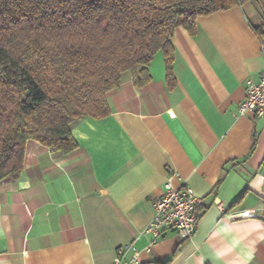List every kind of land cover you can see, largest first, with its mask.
<instances>
[{"label":"crops","instance_id":"0c3cea01","mask_svg":"<svg viewBox=\"0 0 264 264\" xmlns=\"http://www.w3.org/2000/svg\"><path fill=\"white\" fill-rule=\"evenodd\" d=\"M260 25L240 5L199 16L195 35L174 32V88L159 52L147 85L126 75L109 116L73 124L76 151L28 141L22 173L0 181V264H111L128 243L140 264H264V121L238 113L264 71ZM174 171L202 198L198 230L147 251Z\"/></svg>","mask_w":264,"mask_h":264},{"label":"trees","instance_id":"16d2710c","mask_svg":"<svg viewBox=\"0 0 264 264\" xmlns=\"http://www.w3.org/2000/svg\"><path fill=\"white\" fill-rule=\"evenodd\" d=\"M252 1L0 0V181L22 173L28 141L76 151L73 124L109 116V94L126 75L147 85L159 52L174 88L175 30L195 35L199 16Z\"/></svg>","mask_w":264,"mask_h":264},{"label":"built area","instance_id":"2783aa9c","mask_svg":"<svg viewBox=\"0 0 264 264\" xmlns=\"http://www.w3.org/2000/svg\"><path fill=\"white\" fill-rule=\"evenodd\" d=\"M246 95L241 102L238 113L250 115L264 121V71L259 80L246 81ZM179 173L174 171L165 183V193L154 202V216L144 230L149 244L147 251L162 238L168 231L174 230L183 240L192 239L199 224V197L189 185L176 187L173 179ZM111 264H140L139 251L134 243L120 246Z\"/></svg>","mask_w":264,"mask_h":264},{"label":"rangeland","instance_id":"374dc122","mask_svg":"<svg viewBox=\"0 0 264 264\" xmlns=\"http://www.w3.org/2000/svg\"><path fill=\"white\" fill-rule=\"evenodd\" d=\"M245 8L255 24L262 23L260 6L256 0L245 5Z\"/></svg>","mask_w":264,"mask_h":264}]
</instances>
